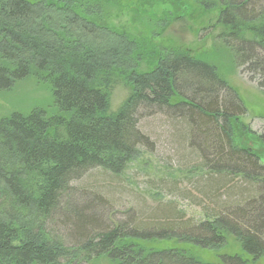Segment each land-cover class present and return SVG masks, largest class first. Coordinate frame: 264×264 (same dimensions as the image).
I'll return each instance as SVG.
<instances>
[{
    "label": "trees",
    "instance_id": "trees-1",
    "mask_svg": "<svg viewBox=\"0 0 264 264\" xmlns=\"http://www.w3.org/2000/svg\"><path fill=\"white\" fill-rule=\"evenodd\" d=\"M70 1L0 0V94L32 81L49 97L48 104L0 116V264L99 257L109 264H208L183 248L136 240L174 238L209 248L223 245L225 234L252 260L264 257V161L235 140L246 113L237 92L213 64L186 52L148 42L136 55L130 37L65 10ZM195 1L217 10L225 30L216 38L264 88V0ZM114 79L129 94L111 111ZM158 117L183 165L196 172L187 189L174 191L199 206L203 220L171 205L159 217L110 223L91 208L110 203L104 193L91 189L83 204L64 200L70 190H87L76 183L92 171L119 176L135 149L151 146L140 120ZM251 134L264 144V132Z\"/></svg>",
    "mask_w": 264,
    "mask_h": 264
},
{
    "label": "rangeland",
    "instance_id": "rangeland-1",
    "mask_svg": "<svg viewBox=\"0 0 264 264\" xmlns=\"http://www.w3.org/2000/svg\"><path fill=\"white\" fill-rule=\"evenodd\" d=\"M64 8L130 37L133 40L129 42L132 49L140 51L136 55L145 54V46L149 42L186 52L213 64L218 75L232 86L246 108V113L239 118L240 130L236 132V142L250 146L264 161V144H260L251 134L264 132V88H258L249 81L250 72L243 65L236 64L229 49L216 38L225 30L217 22V10L203 9L195 0H71ZM141 67L143 69L144 65ZM112 83L110 110L115 111L128 96L129 89L118 79ZM48 102L49 97L44 88L34 85L32 81H23L15 90L0 94V116L10 110ZM139 126L148 135L151 146L135 149L119 176L100 177L102 175L97 171L90 172L76 183V187L83 184L87 190H70L64 200L83 204L92 200L91 189L104 193L110 203L93 205L91 208L102 221L110 223H129L133 216L141 220L159 217L162 215L159 211L171 205H175L188 218L203 220L200 207L189 198L177 196L174 191V185L177 190L187 189L188 181L196 172L192 171V166L183 165L184 161L179 159L180 152L172 141L170 128L159 117L142 118ZM245 130L251 133H245ZM104 190L109 196L105 195ZM190 194L195 195L192 190ZM136 242L154 249L180 247L208 264H224L221 260L224 255L239 256L246 260L244 264H264V257L252 260L242 251L235 237L229 234H225L223 245L209 248L180 243L174 238L153 237L148 240L137 239ZM81 264L109 262L99 257Z\"/></svg>",
    "mask_w": 264,
    "mask_h": 264
}]
</instances>
